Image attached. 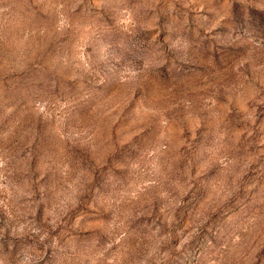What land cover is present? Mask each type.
Masks as SVG:
<instances>
[{
	"label": "rangeland",
	"instance_id": "1",
	"mask_svg": "<svg viewBox=\"0 0 264 264\" xmlns=\"http://www.w3.org/2000/svg\"><path fill=\"white\" fill-rule=\"evenodd\" d=\"M0 264H264V0H0Z\"/></svg>",
	"mask_w": 264,
	"mask_h": 264
}]
</instances>
